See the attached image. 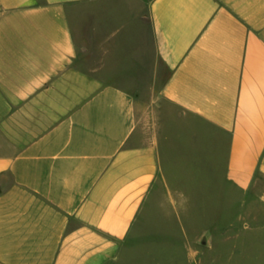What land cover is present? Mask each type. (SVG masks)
I'll return each instance as SVG.
<instances>
[{
    "label": "crops",
    "instance_id": "0c3cea01",
    "mask_svg": "<svg viewBox=\"0 0 264 264\" xmlns=\"http://www.w3.org/2000/svg\"><path fill=\"white\" fill-rule=\"evenodd\" d=\"M179 166L248 208L264 0H0V264L113 263Z\"/></svg>",
    "mask_w": 264,
    "mask_h": 264
},
{
    "label": "rangeland",
    "instance_id": "374dc122",
    "mask_svg": "<svg viewBox=\"0 0 264 264\" xmlns=\"http://www.w3.org/2000/svg\"><path fill=\"white\" fill-rule=\"evenodd\" d=\"M167 177L111 264H264V177L245 209L222 181L189 180L187 166ZM258 195L260 211H251ZM205 231L209 245L198 242Z\"/></svg>",
    "mask_w": 264,
    "mask_h": 264
},
{
    "label": "water",
    "instance_id": "95a60500",
    "mask_svg": "<svg viewBox=\"0 0 264 264\" xmlns=\"http://www.w3.org/2000/svg\"><path fill=\"white\" fill-rule=\"evenodd\" d=\"M211 235L209 231H205L200 238L198 239V242L202 245H209L210 244Z\"/></svg>",
    "mask_w": 264,
    "mask_h": 264
}]
</instances>
